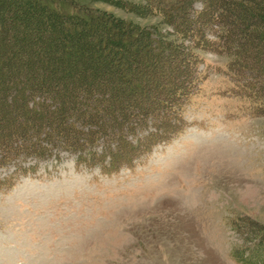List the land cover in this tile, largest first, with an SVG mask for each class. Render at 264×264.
I'll list each match as a JSON object with an SVG mask.
<instances>
[{
  "label": "rangeland",
  "instance_id": "rangeland-1",
  "mask_svg": "<svg viewBox=\"0 0 264 264\" xmlns=\"http://www.w3.org/2000/svg\"><path fill=\"white\" fill-rule=\"evenodd\" d=\"M79 1L143 24L161 19L111 0ZM192 6L201 9L204 2L194 0ZM22 10L8 3L2 9L12 14ZM39 31L6 25L0 31V63L20 53L14 44L25 33L24 42ZM97 34L101 30L89 31L81 40ZM51 37L32 44L19 58L51 52ZM258 41L262 44L252 49L264 51V36ZM199 52L202 78L184 103L178 125L167 126L160 133L166 137L134 167L118 171L104 172L61 146L45 157L17 146L9 152L12 158L4 160L6 131L14 134L13 127L30 110L19 105L18 96L7 100L9 89L0 85V141L5 144L0 147V264H264V114L252 115L246 92L224 71V55ZM95 63L98 76L108 72ZM9 65L14 68L13 61ZM29 65V76H34L36 68ZM48 71L44 78L62 72ZM5 75L0 65V77ZM75 90L64 86L62 97ZM27 136L13 139L16 145L34 140L47 145L44 132Z\"/></svg>",
  "mask_w": 264,
  "mask_h": 264
},
{
  "label": "trees",
  "instance_id": "trees-1",
  "mask_svg": "<svg viewBox=\"0 0 264 264\" xmlns=\"http://www.w3.org/2000/svg\"><path fill=\"white\" fill-rule=\"evenodd\" d=\"M193 1L111 0L136 14L161 18L143 24L79 0H0V31L10 24L26 33L42 31L25 42L26 33L18 36L16 52L29 51L32 44L53 35L51 52L21 59L20 53L11 54L0 63L6 72L0 85L9 89L7 100L18 96L19 105L30 110L27 119L13 127L14 134L6 131L4 160L12 158L9 152L17 146L36 157L50 156L61 146L104 172L134 167L144 152L166 137L160 133L167 126L178 125L184 103L202 78L199 66L204 57L199 50L224 55V71L246 92L252 115L264 114V51L252 49L264 36V0H203L201 9H193ZM6 3L23 10L3 12ZM96 29L101 34L81 40ZM95 61L108 72L98 76ZM28 63L36 68L34 76H29ZM50 68L62 72L44 78ZM66 85L76 90L62 97ZM74 107L80 111L69 112ZM31 132H44L47 145L35 140L16 145L15 135L28 138ZM2 142L0 147L5 146Z\"/></svg>",
  "mask_w": 264,
  "mask_h": 264
}]
</instances>
